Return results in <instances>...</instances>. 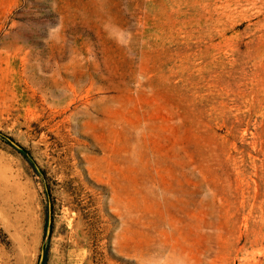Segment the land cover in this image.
Returning <instances> with one entry per match:
<instances>
[{
	"label": "rangeland",
	"instance_id": "374dc122",
	"mask_svg": "<svg viewBox=\"0 0 264 264\" xmlns=\"http://www.w3.org/2000/svg\"><path fill=\"white\" fill-rule=\"evenodd\" d=\"M0 264H264V0H0Z\"/></svg>",
	"mask_w": 264,
	"mask_h": 264
},
{
	"label": "trees",
	"instance_id": "16d2710c",
	"mask_svg": "<svg viewBox=\"0 0 264 264\" xmlns=\"http://www.w3.org/2000/svg\"><path fill=\"white\" fill-rule=\"evenodd\" d=\"M0 136H1L2 138H4V137H5L4 133H3V132H1V131H0ZM41 264H44V258L41 260Z\"/></svg>",
	"mask_w": 264,
	"mask_h": 264
}]
</instances>
